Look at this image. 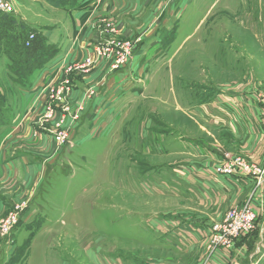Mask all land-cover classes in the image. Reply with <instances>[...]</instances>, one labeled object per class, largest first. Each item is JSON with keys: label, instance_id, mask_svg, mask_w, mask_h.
I'll use <instances>...</instances> for the list:
<instances>
[{"label": "rangeland", "instance_id": "374dc122", "mask_svg": "<svg viewBox=\"0 0 264 264\" xmlns=\"http://www.w3.org/2000/svg\"><path fill=\"white\" fill-rule=\"evenodd\" d=\"M208 1L213 8L209 20L206 10L200 9L203 6L195 3V10L191 8L182 20L179 19L176 28L159 35L165 41L158 46L165 48L167 44L169 57L175 56L170 59L162 52L158 58L148 55L144 60L148 72L147 90L140 102L134 100L124 135L115 141L104 135L77 138L76 144L58 158L55 167H49L43 180H39L43 182L38 192L35 186L31 194H37L29 211L31 194L13 196L12 208L0 217V264H95L96 259L103 264H128V259L136 263L141 260L174 262L172 256L153 248V240L143 231L150 226L147 220L155 212L183 208L175 201L159 203L153 187L141 183L145 179L162 183L163 179V186H169L170 178H175L173 167L165 168L164 164H173L179 157H168L163 152L164 136L194 135L222 150V154L246 159L231 144L226 133L219 134L192 115H204L206 110L208 114L209 104L215 99L226 95L233 98L235 93L249 91L256 93L253 98L258 110L263 111L257 96L264 97V0ZM0 3L5 4L8 15L29 21L30 26L54 46L48 52L49 59L58 48L54 43L66 48L71 46L76 34L73 12L54 7L51 0H0ZM63 3L66 2L62 1L60 7L66 9ZM168 5L159 3L143 10L135 8L138 7L139 21L151 17L156 24L169 12L171 5L169 9ZM120 22L103 15L82 22L79 35L92 28L100 40L92 55L76 62L62 61L56 77L44 78L38 95V81L54 59L33 73L32 82L20 88L22 94L8 80L9 61L2 59L0 94L5 96L6 105L16 115L14 123L33 127L31 137L34 138L36 134L45 135V138L50 134L57 149L66 148L72 142L73 130L83 111L81 104L73 105L74 78L87 76L86 80H93V74L102 65H106L110 73L121 71L143 46L149 51L148 40L143 43V34L120 38ZM146 26L135 24V28L131 26L130 29L142 30ZM103 40H108L110 47L120 45V53L111 54L112 50L106 49L108 54L104 53V57L103 52L98 54L102 51ZM128 56L131 57L127 63L117 70L118 63ZM28 87L31 99L25 98ZM94 87V84H87L84 97L89 99ZM140 126L141 138L135 134ZM12 135L1 140L2 148H9L7 141ZM65 135L66 140L63 139ZM31 137L29 141L36 142ZM41 147L46 152V144ZM174 150L179 151V145L171 149ZM3 152L4 149L0 155ZM53 160L54 156L46 159ZM181 204L185 206L184 202ZM16 215L17 222L4 234V224ZM208 247L200 264H210L214 258ZM186 260L175 259V263L186 264Z\"/></svg>", "mask_w": 264, "mask_h": 264}, {"label": "crops", "instance_id": "0c3cea01", "mask_svg": "<svg viewBox=\"0 0 264 264\" xmlns=\"http://www.w3.org/2000/svg\"><path fill=\"white\" fill-rule=\"evenodd\" d=\"M163 1L166 0H69V3L65 1L66 9L60 7L61 1H54L59 4L54 7L75 14L73 27L76 34L71 46L68 45L67 48L59 43H54L58 46L52 56L54 61L45 69L38 81L37 95L43 86L44 78H54L58 75L55 73L62 61L76 62L92 55L94 47L100 40L92 28L84 30L83 34L79 35V26L82 22L86 23L100 15L112 17L117 22L121 21L120 38L143 34L145 35L143 43L148 40L149 51L145 50L147 46H140L142 49L133 55L127 67L121 71L110 73L107 66L102 65L93 74V80L91 78L86 80L87 76L86 78H74L73 105L75 107L81 104L83 111L78 126L73 130L72 142L66 148L57 149L53 139L49 136L50 134L46 135V138L42 134L39 136L36 134L35 138L31 137L34 132L33 127L25 126V124L20 125L18 122L14 123L16 115L11 117L7 125L0 127V142L5 136L13 134V138H11L12 136L8 138L7 142L10 143L8 149L2 148L3 145L0 146V153L4 149L0 155V217L7 214L12 208L15 201L13 196L17 197L19 194L28 196L34 191L35 186L37 187L36 192L40 190L44 174L46 175L49 167L57 165L58 158L74 143L76 144L77 138L89 135L103 137L104 135L115 141L121 134L124 135V126L131 119L129 115L134 106V100L140 102L142 95L147 90L146 73L148 72L144 60L148 59V55L158 58L162 52L170 59L175 56L169 57L170 51H166L167 44L165 48L158 46L165 41L160 39L159 35L163 34V31H171L170 29L176 28L179 19L182 20L191 8L195 10V3L203 6L200 9L206 10L205 14L208 20L212 14L213 8L208 0ZM159 3L171 5L170 9L168 5L169 12L163 20L156 24L155 20L152 23L151 17L139 21L138 7L143 10V8L155 7ZM135 6L138 7L135 8ZM25 21L30 24L29 21ZM135 24L147 26L142 30H134ZM131 26L132 29H130ZM148 35L151 37L148 38ZM75 41L76 44L72 45ZM150 41L153 43L150 44ZM102 42L105 43L104 40ZM33 78L34 76L31 77L30 82ZM87 84L96 86L94 94L89 99L84 97L88 89L85 88ZM28 91L29 87L24 93L25 98L31 99L28 97L30 95ZM254 95H256L254 91L235 93L233 98L226 95L209 104L208 114L206 110V114L192 115V117L216 130L219 134L226 133L230 137L231 144L240 154L246 156L251 164L264 170L262 111L258 110V103L253 98ZM135 134L141 138V126L138 132L135 131ZM29 137L36 142L29 141ZM164 137L163 152L168 157H179L175 163L172 162L173 164H164L165 168L173 167L171 170L175 178H170L169 186L165 184L163 186V179L160 180L162 183L150 179H145L141 183L153 187V194L159 203L175 201L183 208L179 211L178 208L172 207L171 211L155 212L152 217L148 218L147 222L150 226L143 231L145 235L151 237L147 238L153 240V248H158L165 255L172 256L174 262H170V264H177L175 259L181 260L182 258L188 259L186 264H200L202 258H205L204 254H206L212 226L222 222L226 213L233 206H240L251 200L253 209L258 216L256 230L243 236L232 250L219 251L214 255L210 264H264V182L258 187V177L242 174L217 175L215 168L222 159V150L194 135L184 133L175 137ZM45 144L46 152L41 147V145L45 147ZM175 145H179V151H171ZM160 147L161 143L159 142V149ZM50 156H54L53 162L46 161ZM179 159L182 160L178 161ZM40 179L42 180L39 182ZM158 193L160 195H157ZM36 194H31V202L27 211L30 210ZM182 202L185 203V206L181 204ZM127 263L168 264L162 261L145 260L136 263L132 262V259H128ZM95 264L103 263L96 259Z\"/></svg>", "mask_w": 264, "mask_h": 264}, {"label": "built area", "instance_id": "2783aa9c", "mask_svg": "<svg viewBox=\"0 0 264 264\" xmlns=\"http://www.w3.org/2000/svg\"><path fill=\"white\" fill-rule=\"evenodd\" d=\"M0 9H2L0 10L2 13L7 14V8L5 7V4L0 3ZM33 38L34 36H31V39ZM116 43H121V42H116ZM133 45L135 46V44ZM119 47L120 45H114L110 47V42L107 41L103 44V46H101L100 49L102 51L100 52L97 51V52L100 55L102 54L101 52H103L102 56L104 57V53L106 55L108 54L106 49L112 50L111 54H114L115 51L120 53ZM132 48L133 46L131 45L130 53L132 51ZM125 52H127V48L125 49ZM98 54L95 53L96 56ZM130 57L129 56L127 58L123 57L122 61L118 63L119 65L118 68L117 67L115 68L117 70L122 68L127 63ZM257 97H259V101L263 106L262 123L264 127V97L260 95H258ZM67 138L68 137L65 135L63 139L66 140ZM222 156L223 157L220 161V164L215 168V172L217 175L234 176V175L242 174L244 176L245 175L254 176V177H258L257 178L258 187L263 184L264 170L259 169L257 166L249 163L244 158L232 156L231 154L228 153H223ZM17 217L18 216L16 215V217L12 218L11 220L7 221V223L4 224L3 226L4 234L8 233L10 229L13 227V225L17 222ZM257 220H258V216L255 210L253 209L251 200H248L247 202H245L240 206L237 205L233 206L226 213L224 220L222 222L216 223L212 226L210 230V238L208 242L209 253L212 256H214L219 251L232 250L236 246L237 242L243 236L249 235L256 230ZM210 259L207 260V263L210 261Z\"/></svg>", "mask_w": 264, "mask_h": 264}, {"label": "trees", "instance_id": "16d2710c", "mask_svg": "<svg viewBox=\"0 0 264 264\" xmlns=\"http://www.w3.org/2000/svg\"><path fill=\"white\" fill-rule=\"evenodd\" d=\"M53 1L69 3V0ZM53 1L51 0L53 5H59ZM31 36L34 38L31 39ZM53 48L54 46L47 43L39 30L31 27L20 17L0 13V61L2 59L9 61L8 80L16 85L20 93V88H25L30 83L33 73L50 61L52 57L50 59L48 57ZM4 97L0 94V127L7 125L13 116Z\"/></svg>", "mask_w": 264, "mask_h": 264}]
</instances>
